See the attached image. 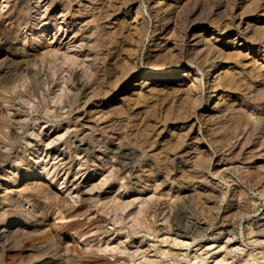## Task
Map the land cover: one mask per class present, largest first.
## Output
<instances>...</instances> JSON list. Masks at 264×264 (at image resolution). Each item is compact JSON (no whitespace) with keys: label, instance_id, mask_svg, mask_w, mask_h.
<instances>
[{"label":"bare ground","instance_id":"bare-ground-1","mask_svg":"<svg viewBox=\"0 0 264 264\" xmlns=\"http://www.w3.org/2000/svg\"><path fill=\"white\" fill-rule=\"evenodd\" d=\"M235 1L210 5L201 0H148L144 6L143 0H46L42 7L32 0H2L8 8L0 9V264L135 262L138 247L122 243L142 228L143 208L130 212V229L118 235L114 246L104 239L110 232L104 223L108 220L91 209L113 205L109 221L117 225L115 232L121 231L130 203L117 193L101 198L100 192L113 184L141 190L116 174L135 172L139 161L154 164L162 184L187 185L202 206L203 188L194 181L218 191L209 200L214 205L226 199V189L209 177L220 162L237 177L227 176L226 181L236 203L245 208V187L264 194V5L239 0L245 14L257 20L245 21L240 13L235 24L227 13ZM220 8L224 12L215 13ZM148 19L158 26V37L149 41L145 70L137 72ZM90 54L92 64L86 60ZM181 62L194 68L185 72L184 65L178 66ZM77 67L84 72L82 81L71 79ZM68 83L75 95L66 101ZM176 94L179 101H167L162 115L154 99L165 102ZM63 101L66 119L57 111ZM91 103L97 110L89 108ZM64 119L70 125L61 132L31 127H57ZM178 124L186 133L173 130ZM70 134L81 150L116 140L115 161L101 167L85 159L83 170H74L79 154L71 153ZM54 142L64 144L65 151L57 150ZM184 163L192 166L191 172ZM99 168L100 178L85 180ZM81 171L86 189L80 191L75 176ZM57 178L66 180V189L68 183L75 185L69 197L55 188ZM183 217L180 207L170 216L177 236L194 237L205 230L199 221L182 223ZM257 226L264 233V223ZM224 232L229 230L211 235L218 238ZM248 258L259 263L256 254Z\"/></svg>","mask_w":264,"mask_h":264},{"label":"rangeland","instance_id":"rangeland-1","mask_svg":"<svg viewBox=\"0 0 264 264\" xmlns=\"http://www.w3.org/2000/svg\"><path fill=\"white\" fill-rule=\"evenodd\" d=\"M33 1H35V4L37 5L41 4L42 7H45L46 5V0H32V2ZM223 1L224 0H201V2L210 5H217L218 3H223ZM0 2V9H2L3 11L6 10L8 8V5L6 6V4L3 3L2 0H0ZM143 2H145L143 3L145 6L148 0H143ZM239 2V0H236L235 6L231 8L229 12H227L232 13V20L235 21V24L238 22L240 13H243V15H241V17H243V20H254V17L245 14L242 8L243 6ZM260 2L264 5V0H260ZM223 10L224 8L214 9L215 13L219 12L221 14L224 12ZM53 14L57 18L60 16L57 10H55ZM30 17L32 18V16ZM256 20L257 19H255L254 21ZM7 23V20H3L1 22V24L4 26H6ZM241 25L242 26H240V29H242V27L244 26V21H242ZM69 27H71V29L74 28V24L69 25ZM156 28H158V26L156 27V23L148 19L144 48L138 55V66L136 68L137 72H142L145 70V68L142 66V61L146 57L147 51L149 50V41L154 38L157 39L158 37L154 36ZM188 33H190V30ZM49 36L50 35H48V37ZM63 43L57 46L58 49H62L61 47L64 45ZM152 52L153 51H150V53ZM91 59L92 55H87L86 60L89 64L93 63ZM178 66H183L181 70H184L185 72H187L188 67L194 68L193 64H189L186 62H181L178 64ZM72 78H77L80 81L85 79L83 70L80 67L74 69L71 79ZM174 83L180 84L179 79L175 78ZM67 85L69 86V90L68 92H66V96L64 97V100L66 98V101L70 99V96L75 95L72 83H68ZM121 87L123 88L125 87V85L119 86V89ZM179 95L180 94H176L175 97L171 98L170 100H165V102L161 97H156L154 99L156 103L155 108L160 109L162 115L165 114V109L169 105L166 104V102L173 100V102L177 104V102L179 101L178 98L180 97ZM80 100H82V96ZM102 100L105 99L102 98ZM64 103L65 101L58 104L57 111L62 114L63 118L66 119V117H68L67 107L60 108L64 105ZM92 106L93 104L89 107L91 110L93 109L92 111L97 110ZM65 119L62 120L60 125L57 127H52L51 123H46L44 126L42 124L39 128L38 125H35L33 127L32 124L31 127L33 130H45L48 133H52L53 131L61 132V129L65 125H70V123H66ZM181 126V124H178V128L176 125L173 130H180V132L186 133L187 128H185V130ZM190 136H194V133H191ZM69 138L71 153L78 152L79 154L75 157L73 163L74 170H83L84 167H80V163H83L85 159H88L89 163H91L90 161H93L95 165H100L101 167L106 162L113 163L116 159V156L113 152V148L117 143L116 140L107 142L103 141L98 146L96 144L94 147H88V149L81 150L76 147V144H78L76 136L70 134ZM23 142L24 141H22V143ZM51 145H54L57 150L65 151V145L61 142H54ZM207 148L211 151L210 146ZM216 160L217 156L214 153L212 162H216ZM136 164L137 169L135 172L128 173L127 171L124 172L121 170H116V174L118 176L122 175L125 180H132L133 182H135V185L137 187L141 188V190H125L123 187H118V185L113 184L109 185L106 189L100 192L101 198H105L112 193H117L120 198H122L123 202L125 201L130 203V205H128V207L123 212V216L126 220L124 219L119 224V226L122 227V230L115 232L114 227H117V225H111L112 221H109L113 218L111 211H109V209L114 208L113 205L110 204L107 208H101L100 206H98V208L91 209L92 212L95 213V215L108 220L104 221V223L106 222V227L110 230V232L106 234L107 238L104 239H109L108 242H110V246H114L119 242V240L117 239L118 235L123 233L126 234L127 230L130 229V226L132 224V214H130V212L134 210L136 211L139 208H143V213L141 214L142 228L136 231L134 235L128 236V238L123 240L122 243V245L124 244L125 246H127V248L130 246H132V249L138 247V255L135 257L137 260L135 262H130L131 264H137L139 262H142L144 259L147 260L151 258H155L156 261L154 264H264V260L262 258L264 257L262 255V253L264 252V233H262L259 230V226H257L260 223H264V194H260L256 189L245 187V208L242 207L241 203H236L234 199L230 198L232 185L230 184V186H228L226 181L228 180L227 176H231V178L233 179H237V177L229 169H227V165H225L223 162H220V164L215 166L216 168L213 169L211 173H209V177L213 181L218 182L221 187H224L226 189V199L220 202L218 206L214 205V203L212 202H209L211 196L217 194L218 191L215 190V188H213L209 183L194 181L193 184L195 186L199 185L201 188H203V191L201 190V193L206 202L202 206V203L198 202L196 198H193L190 195V192L187 190V185H174L169 183L162 184L160 176L158 175V172H156V166L154 164L150 162L141 164L140 161L136 162ZM49 166L50 164L48 165V167ZM184 167L187 172H191L193 169L190 164L187 165L186 163H184ZM42 168L44 170L48 169L46 166L39 167V169ZM105 168L102 169L104 170ZM101 172L102 171L99 168L96 171L97 174H91L89 176L87 175V177H85V180L89 179V181H91L98 175L100 178ZM81 174L82 171L75 176V182H78L76 188L80 191L86 189L84 188L85 175L80 176ZM51 175L52 171L49 170L48 176L52 178ZM1 178L3 177L1 175L0 169V179ZM65 181L66 180L64 178H57L55 188L69 197V195L71 194V190L75 189V185L68 183L67 185L69 187H67L66 189ZM50 182L54 183L55 179L52 178ZM152 184L155 186L154 189H152L151 187ZM116 188H118L117 191ZM144 200H147V202ZM23 204L26 207H29L28 203L23 202ZM177 207H180L182 213L184 214L182 223L189 222L190 224H192L196 223V221H199V225L205 230H203L200 235L194 237L177 236L174 230H172L170 222V216ZM224 229L229 230V232H224L225 234L219 236L218 238L212 237V232L215 233ZM227 238H229V240ZM131 239H135L136 242L134 241L133 243H131ZM162 250H164V255ZM249 254H256L259 258V263L249 260ZM202 259L203 263H200ZM222 259H224V261L219 262Z\"/></svg>","mask_w":264,"mask_h":264}]
</instances>
